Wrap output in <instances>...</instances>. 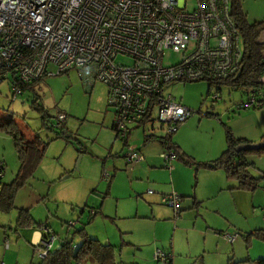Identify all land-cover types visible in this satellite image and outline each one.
Segmentation results:
<instances>
[{"label": "built area", "instance_id": "2783aa9c", "mask_svg": "<svg viewBox=\"0 0 264 264\" xmlns=\"http://www.w3.org/2000/svg\"><path fill=\"white\" fill-rule=\"evenodd\" d=\"M228 7V0H0V81L9 80L15 99L21 84L75 70L87 89L96 82L105 85L120 140L144 119L146 123L156 119L170 135L195 111L165 94V85L211 83L237 72L241 38ZM167 51L180 54V59L166 65ZM49 65L55 70H48ZM257 83L260 86L250 89L237 109L264 107V76ZM65 119L60 112L46 128L59 129ZM123 150L129 166L144 159L135 144L128 142ZM159 157L165 168L173 169L177 157L173 149H165ZM3 170L0 161V179ZM102 178L109 180L106 170ZM181 198L175 191L161 194V202L175 219ZM95 213L89 210L90 215ZM40 231L32 252L42 260L57 235L47 225ZM237 236L236 232L222 234L228 242ZM3 244L9 246L7 236ZM153 257L165 264L172 254L156 248Z\"/></svg>", "mask_w": 264, "mask_h": 264}, {"label": "rangeland", "instance_id": "374dc122", "mask_svg": "<svg viewBox=\"0 0 264 264\" xmlns=\"http://www.w3.org/2000/svg\"><path fill=\"white\" fill-rule=\"evenodd\" d=\"M242 7L247 18L251 20V12L264 7V0H242ZM179 59L180 54L167 51L164 63L171 65ZM48 70L55 69L49 65ZM163 92L170 94L191 110L197 111L170 134V139L183 153L199 163H205V160L216 153L222 143L223 134L225 136V126L230 130L233 128L234 131H240L246 127L264 124V107L236 109V104L245 100L246 95L228 85L203 80L178 81L165 85ZM214 94H217V99L213 98ZM60 112L66 116L63 126L65 135L54 137L55 132L61 130L47 129L43 125L42 117L46 116L47 121H52ZM113 113L114 110L106 102L105 85L96 82L91 89H87L75 70L46 74L26 87L15 99L12 98L9 80L0 81V117L2 119L12 117L28 140L35 135H39L43 142L53 138L48 141L43 157L32 176L17 191L14 208L8 212H0V262L28 264L39 260L33 255L27 236L23 235L28 228L16 226L20 209L27 210L32 221L31 228L40 230V226L47 225L52 233L57 235L52 250L65 241H70L73 247H77L80 237L76 230L80 228L84 229L88 237L101 243L107 242L105 239H110L109 243L115 250L116 264L141 263L142 260L138 259L140 257L146 259L150 251L157 247V244L153 243L157 237L152 232L155 226L157 233L161 232L160 221L154 223L135 219L139 224L141 239L145 240V243H153L139 247L127 244L128 240L125 239L128 238L121 233L122 225L127 226L128 223L135 221L130 218H115L118 197L121 215L131 211L135 213V209H138L139 215H148L150 210H147L146 206L150 195H147V190L151 189L152 195L160 194L162 191L155 188L137 191L129 185L131 180L129 172L132 168L125 165L122 142L117 139L111 127ZM149 135L164 137L168 134L165 127L155 119L145 125L134 127L128 142L141 149L152 145L155 157L162 162L159 154L165 148L155 140L145 142V137ZM0 161L4 165L1 183H9L18 170V157L11 136L2 131ZM115 162L119 163V167L114 164ZM176 162L173 161L172 165L175 166ZM113 165L117 167L119 175L112 191L106 194L108 183L102 178L101 172L105 169L113 174L111 171ZM190 172L192 174L190 183L194 186L196 182L194 169L191 168ZM166 182L169 188L164 192L175 191L170 176H167ZM96 208L102 209L101 214L90 216L89 210ZM255 208L259 210L258 207ZM3 231L9 236L8 247L1 242ZM171 233L170 228L165 229L160 239L171 242ZM238 239L244 247L242 239L240 237ZM176 242L183 244L185 236L179 234ZM254 242L256 244L257 241ZM258 244L264 246L260 241ZM84 264L94 263L87 261Z\"/></svg>", "mask_w": 264, "mask_h": 264}, {"label": "crops", "instance_id": "0c3cea01", "mask_svg": "<svg viewBox=\"0 0 264 264\" xmlns=\"http://www.w3.org/2000/svg\"><path fill=\"white\" fill-rule=\"evenodd\" d=\"M254 10L251 12V20L247 18L248 21L264 20V7ZM257 41L264 46V31L259 34ZM261 54L264 55V48H262ZM231 131L236 137L244 138L250 142H259L262 136H264V124H258L256 127H246L240 129V131H234L232 128ZM158 143L162 146L160 142ZM175 146L180 151V154H183L180 148L177 145ZM225 146V136L223 134L220 147H218L213 157L205 160V163L216 159L224 151ZM138 149L143 154L144 159L133 166L125 163V165L132 168L129 172L131 176L129 185L137 191L155 188V190L162 192L155 195L147 194L150 195L149 203L146 206L147 210H150L148 215H139L138 209H135V213L131 211V213L121 215L119 213L120 197H118L119 199L116 200L115 218H130L135 221V223H128L127 226H121V233H124L128 238L125 239L128 240L127 244L131 246L138 245L139 247L153 243L157 244L156 248L160 247L172 254L171 260L165 264H198L197 260L200 258L202 264H228L229 260L235 264H256L257 259L264 258V246L258 244V241L261 243H264V241L252 238L249 245H247L243 238L249 232L264 230V154L258 155L252 153L244 157L250 164L252 174L255 177L261 176L259 186L254 191H246L239 189L236 182L228 180L224 171L220 168H206L201 165L189 166L180 160L179 157H176L174 160L177 161L175 166H173V169L168 170L162 164L163 161L161 162L158 157H155L152 145H148L143 149L138 147ZM114 164H117L119 167L118 162ZM115 165L111 169L113 174L108 172L110 178L106 181L108 183L106 194L110 193L113 186L117 183L119 172ZM191 168L194 169L196 178L194 186L190 183ZM167 176H170L173 182V189L182 196L180 214L176 219L173 216V211L161 202V194L165 193L164 191L169 188L166 182ZM161 204L164 206H161ZM101 208H96L94 215L101 214ZM94 215L90 216L93 217ZM135 219L148 222L154 221V223L157 220L160 221L159 225L162 226L161 232L157 233V226H155L152 232L157 237V240L154 239L153 243H145V240H142L139 236V224ZM167 228H170L172 232L171 242L160 239V235L163 236ZM179 232L185 236L183 244L176 242L177 236L181 234ZM224 232H236L238 236L233 242H228L222 237ZM7 234L6 231L2 232L1 242H3L5 236L9 238ZM23 235L27 236L32 251V245L42 236V232L39 229L29 227ZM239 237L242 239L244 247L241 245ZM105 241L107 242L104 244H111L109 243L111 242L110 239H105ZM254 241H257L256 244H254ZM139 247L138 250H140ZM156 248L150 251L146 259L140 257L138 260H142L146 264H153L154 262L162 264L153 257V252ZM142 261L137 264H143ZM30 263L33 262H29L28 264Z\"/></svg>", "mask_w": 264, "mask_h": 264}, {"label": "trees", "instance_id": "16d2710c", "mask_svg": "<svg viewBox=\"0 0 264 264\" xmlns=\"http://www.w3.org/2000/svg\"><path fill=\"white\" fill-rule=\"evenodd\" d=\"M228 6L229 17L233 21L241 38V60L237 72L233 76L211 83L228 85L241 90L247 95L250 89L260 86V84L257 83L258 79L261 76H264V55L261 54L264 46L257 41L259 34L264 31V20L249 22L242 7V0H228ZM34 82L35 81L28 84H21V93L26 87H29ZM217 89L219 91L220 87ZM42 120L45 127L47 123L51 122L47 121L48 119H46V116H43ZM145 124L146 119L141 121V125ZM63 126L59 129H51V131L61 130V132H55L54 137L65 135ZM0 131L11 136L18 157V170L15 177L9 183H1L4 176L3 170V176L0 179V212H8L14 208V198L17 191L22 188L32 176L43 157L48 141L53 138L46 142H43L39 135H35L31 140L26 139L12 117L7 119H2L0 117ZM129 135L125 140H120L117 135L116 137L122 142V145L125 146L128 143ZM262 138H264V136H262ZM153 140L160 142L165 149H173L176 152L177 158L179 157L180 160L189 166L201 165L206 168L222 169L226 178L230 181L236 182L239 189L254 191L259 186L261 176L255 177L252 174L250 164L244 159V157L247 154L252 153L258 155L264 154V146L255 150L236 151L235 148L238 145L250 143V141L236 137L226 126V146L224 151L216 159L206 163L196 162L184 153L180 154L178 148L171 142L170 135L164 137L149 135L145 137V141ZM16 226L26 228L32 226V221L27 210L20 209L18 211ZM76 233L80 237V243L77 247H73L70 241H65L60 243L57 249L51 250L45 259L30 264H84L87 261L94 264H116L114 246L101 243L97 239L88 237L83 228L77 229ZM243 238L247 245H249L252 238L264 241V230L249 232L244 235ZM197 261L198 264H202L201 258ZM255 263L264 264V258L257 259ZM228 264L235 263L229 260Z\"/></svg>", "mask_w": 264, "mask_h": 264}, {"label": "water", "instance_id": "95a60500", "mask_svg": "<svg viewBox=\"0 0 264 264\" xmlns=\"http://www.w3.org/2000/svg\"><path fill=\"white\" fill-rule=\"evenodd\" d=\"M264 146V138H262L259 142H250L238 145L235 150L236 151H247V150H255ZM59 246H57L58 248ZM56 248V249H57Z\"/></svg>", "mask_w": 264, "mask_h": 264}]
</instances>
